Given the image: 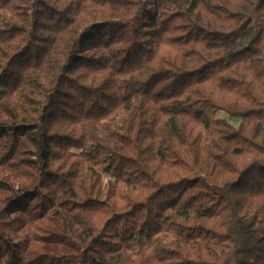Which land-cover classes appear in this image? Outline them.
<instances>
[{
    "label": "trees",
    "instance_id": "trees-1",
    "mask_svg": "<svg viewBox=\"0 0 264 264\" xmlns=\"http://www.w3.org/2000/svg\"><path fill=\"white\" fill-rule=\"evenodd\" d=\"M0 264H264V0H0Z\"/></svg>",
    "mask_w": 264,
    "mask_h": 264
},
{
    "label": "rangeland",
    "instance_id": "rangeland-1",
    "mask_svg": "<svg viewBox=\"0 0 264 264\" xmlns=\"http://www.w3.org/2000/svg\"><path fill=\"white\" fill-rule=\"evenodd\" d=\"M216 116L218 119H222V120L226 121L229 125H231L234 128H237L241 123L240 119L232 118L223 112L217 113Z\"/></svg>",
    "mask_w": 264,
    "mask_h": 264
}]
</instances>
